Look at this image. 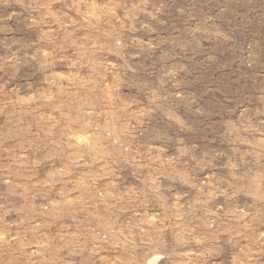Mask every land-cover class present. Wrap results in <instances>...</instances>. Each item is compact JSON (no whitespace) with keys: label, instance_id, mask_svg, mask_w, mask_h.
I'll list each match as a JSON object with an SVG mask.
<instances>
[{"label":"rangeland","instance_id":"1","mask_svg":"<svg viewBox=\"0 0 264 264\" xmlns=\"http://www.w3.org/2000/svg\"><path fill=\"white\" fill-rule=\"evenodd\" d=\"M0 264H264V0H0Z\"/></svg>","mask_w":264,"mask_h":264}]
</instances>
